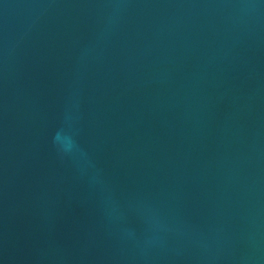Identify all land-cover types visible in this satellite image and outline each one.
I'll return each mask as SVG.
<instances>
[{"label":"water","instance_id":"95a60500","mask_svg":"<svg viewBox=\"0 0 264 264\" xmlns=\"http://www.w3.org/2000/svg\"><path fill=\"white\" fill-rule=\"evenodd\" d=\"M0 264H264V0H0Z\"/></svg>","mask_w":264,"mask_h":264}]
</instances>
